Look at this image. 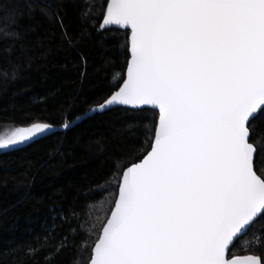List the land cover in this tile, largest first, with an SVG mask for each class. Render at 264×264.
Listing matches in <instances>:
<instances>
[{"label": "snow or ice", "instance_id": "snow-or-ice-1", "mask_svg": "<svg viewBox=\"0 0 264 264\" xmlns=\"http://www.w3.org/2000/svg\"><path fill=\"white\" fill-rule=\"evenodd\" d=\"M67 2L22 0L12 7L0 0V10L9 12L0 19V60L8 57L11 66L0 68V79L15 77L18 61L33 50L29 34L44 23L50 27L36 35L37 46L74 47L63 19ZM79 2L86 26L79 39L88 32L100 43L108 32L126 37L124 71L113 73L90 111L119 115L124 131L146 142L137 146L143 152L134 149L113 164L115 183L102 189L107 204L95 222L69 209L10 254L23 253L18 264H58L62 252L83 247L86 259L74 256L71 264H264L232 252L234 240L264 221V0ZM18 17L36 23L15 29L4 23L18 24ZM73 107L74 101L63 106L59 127L74 125ZM149 111L145 123L139 114ZM56 127L34 121L0 141V149ZM65 224L68 230L59 232Z\"/></svg>", "mask_w": 264, "mask_h": 264}, {"label": "trees", "instance_id": "trees-1", "mask_svg": "<svg viewBox=\"0 0 264 264\" xmlns=\"http://www.w3.org/2000/svg\"><path fill=\"white\" fill-rule=\"evenodd\" d=\"M5 4L22 7V0H4ZM98 4L99 0H90ZM79 0H68L64 25L76 39L71 49L58 42L36 45V35L49 29L42 24L37 33L29 34L32 51L28 58L18 61L15 77L0 79V133L12 128H30L34 121L57 125L53 133L37 137L34 142L18 148L0 151V264H18L23 253L10 254L18 244L29 240L35 232L51 225L57 214L76 209L87 212L95 222L98 210L106 207L114 184L113 164L124 163L127 154L146 142L145 136H130L124 131L122 118L117 114L94 115L68 130L59 127L64 122L63 106L74 101L73 115L83 116L113 73L124 71L126 37L122 31L108 32L100 43L94 32L86 31ZM98 14V8L93 10ZM9 12L0 10V19ZM18 24L4 20L10 29L26 28L36 21L17 18ZM88 27H91L89 22ZM60 30H56L59 36ZM9 58L0 60V68L10 70ZM83 74V75H82ZM152 113L139 116L148 123ZM260 129L258 128V131ZM143 147L137 149V154ZM117 157H120L117 159ZM103 197V198H101ZM87 204L93 205L86 209ZM87 219V217H85ZM59 224L60 221L56 220ZM65 224L59 232H66ZM85 224V231H90ZM81 242L86 237H79ZM90 243V239L88 240ZM233 256L264 258V221H258L232 247ZM83 247L67 249L57 258L58 264H71L86 259Z\"/></svg>", "mask_w": 264, "mask_h": 264}, {"label": "rangeland", "instance_id": "rangeland-1", "mask_svg": "<svg viewBox=\"0 0 264 264\" xmlns=\"http://www.w3.org/2000/svg\"><path fill=\"white\" fill-rule=\"evenodd\" d=\"M31 128V127H30ZM30 128H12V129H6L4 131H2L0 133V141H3L7 138H11L13 135H15L17 132H20V131H24V132H27ZM11 149V147H9L8 149H0V151H6V150H9Z\"/></svg>", "mask_w": 264, "mask_h": 264}, {"label": "water", "instance_id": "water-1", "mask_svg": "<svg viewBox=\"0 0 264 264\" xmlns=\"http://www.w3.org/2000/svg\"><path fill=\"white\" fill-rule=\"evenodd\" d=\"M86 114H87L88 117H93L94 115H96V114L92 113L91 111L87 112ZM84 116H85V115L81 116L82 119H81L80 121H75V123H74L73 126H75V125L81 123L82 121L88 119V118H84ZM73 126H72V127H73ZM61 130H63V128H62ZM37 137H40V136H37ZM245 234H246V233H245ZM240 238H241V237H240ZM238 239H239V238H238ZM238 239L234 240L233 245L236 243V241H237ZM233 245H232V247H233ZM249 257H251V256H247V257H235V258L238 259V260H240V261H243V260H246V259L249 258Z\"/></svg>", "mask_w": 264, "mask_h": 264}]
</instances>
